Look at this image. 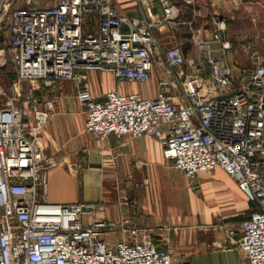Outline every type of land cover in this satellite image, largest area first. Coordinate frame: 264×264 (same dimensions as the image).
Here are the masks:
<instances>
[{
	"label": "built area",
	"instance_id": "2783aa9c",
	"mask_svg": "<svg viewBox=\"0 0 264 264\" xmlns=\"http://www.w3.org/2000/svg\"><path fill=\"white\" fill-rule=\"evenodd\" d=\"M136 1L140 14L128 16L114 0H0V40L9 30L0 44V264H174L152 230L122 210L113 218L103 201L48 199V173L60 161L41 141L52 111L36 92L63 79L76 82L84 128L97 139L152 135L190 179L217 167L230 175L252 204L228 236L240 232L243 255L264 264V59L253 39L236 46L228 34L235 11L214 15L208 31L181 17L179 0ZM171 24L188 27L192 53L159 36ZM92 69L119 82L156 77L158 89H112L100 99L88 83ZM115 231L123 236L110 242Z\"/></svg>",
	"mask_w": 264,
	"mask_h": 264
},
{
	"label": "crops",
	"instance_id": "0c3cea01",
	"mask_svg": "<svg viewBox=\"0 0 264 264\" xmlns=\"http://www.w3.org/2000/svg\"><path fill=\"white\" fill-rule=\"evenodd\" d=\"M114 1L128 16L140 14L136 0ZM186 1H178L181 17L193 19L202 29L209 26L208 31L213 26L214 15L232 10L240 16L241 10L251 3L249 1H258L256 3L264 7V0ZM37 3L38 0H14L13 7L39 6ZM198 7L202 9L201 15L196 13ZM155 9L162 15L158 3ZM263 11L254 14L258 16L257 20L261 19ZM230 23L228 31L233 29ZM176 25L166 26L165 32L159 29L157 32L167 43L180 45L186 54L192 53L191 37L186 43L184 33ZM99 73L104 82L118 81L105 70L92 69L89 77L96 79ZM88 83L93 94L100 99H104L109 90H120L118 83L112 82L103 88L93 85L90 80ZM133 84L138 86L141 83ZM49 87L43 85L36 93L43 97L42 107L52 111L41 141L60 161L48 173L47 196L50 201H103L107 216L113 218L119 217L122 210L142 232L152 230L155 241L172 253L174 264L184 261L192 264H250L238 246L241 233L238 232L233 239L227 233L229 228L239 226L249 216L252 204L230 175L217 167L201 171L190 179L171 166L163 154L161 141L152 135H127L122 139L110 135L97 139L84 128L86 115L77 100L76 82L63 79L57 81L55 87ZM138 88L137 91H141ZM140 88L145 94L155 93L158 89L156 77L148 84H141ZM121 200L130 203L120 205ZM122 236L120 231H115L108 233L106 239L114 242Z\"/></svg>",
	"mask_w": 264,
	"mask_h": 264
},
{
	"label": "rangeland",
	"instance_id": "374dc122",
	"mask_svg": "<svg viewBox=\"0 0 264 264\" xmlns=\"http://www.w3.org/2000/svg\"><path fill=\"white\" fill-rule=\"evenodd\" d=\"M244 1H248V0H244ZM53 2H54V0H38L37 4L39 6H44V5L52 4ZM249 2H251V3H247L249 6L247 8L244 7L243 10H241L240 16L236 15L235 21L230 23V26H231L230 28H233V29L229 30L228 32H229L230 36L232 37L236 46H240V43L243 42L245 39H253L256 43L255 44L256 48H258L262 58L264 59V40H263V37H264V27H263L264 26V11H263V14H260L261 15L260 20H257V21L252 20L254 14L257 12L259 13L262 10H264V7H262V5L260 3H256L258 1H249ZM223 15H225V14H223ZM225 17H229V16H225ZM240 17H241V19L238 20ZM243 18H244V20L242 21ZM176 26L179 27L178 29L181 30L182 33H184V36H185L184 41L187 43L188 38L190 37V34L188 32L189 31L188 27L186 26L187 27L186 28L184 24H178ZM205 28H209V26H205ZM235 28H236V30H235ZM7 36H9V30H8L7 25H5L4 33H3V36L0 40V44L3 43V40L5 39V37L7 38ZM241 53L242 52H238L236 54V58L241 62L242 61L245 62L246 59H245L243 53L242 54ZM7 74H8L9 79L12 80L13 79V73L9 68H7ZM89 80L93 83V85L99 86L100 88H103L106 86L108 87L109 85H112L113 83H115V85H116L118 83V86H119L120 90H122V91H134V90H137L138 87H139L138 89L142 91V89H141L142 86L140 88L141 84L137 86L136 84H133L131 82H126V81L114 82L112 80H110V81L106 80L104 82V78L101 75V73L98 74L96 79L95 78L92 79V77L91 78L89 77ZM5 81L7 83H9L6 77H5ZM56 84H57V82L52 84V86H50V87L51 88L55 87ZM28 85H29V82H24L25 87H28ZM194 183H195V181H194ZM238 260H240L239 256H238Z\"/></svg>",
	"mask_w": 264,
	"mask_h": 264
}]
</instances>
